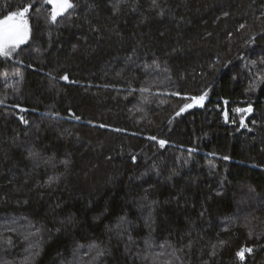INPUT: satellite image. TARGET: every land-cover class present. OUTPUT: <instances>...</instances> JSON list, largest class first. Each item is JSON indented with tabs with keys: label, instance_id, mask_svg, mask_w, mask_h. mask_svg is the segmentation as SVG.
Here are the masks:
<instances>
[{
	"label": "trees",
	"instance_id": "1",
	"mask_svg": "<svg viewBox=\"0 0 264 264\" xmlns=\"http://www.w3.org/2000/svg\"><path fill=\"white\" fill-rule=\"evenodd\" d=\"M71 3L0 0V264H264V0Z\"/></svg>",
	"mask_w": 264,
	"mask_h": 264
},
{
	"label": "snow or ice",
	"instance_id": "2",
	"mask_svg": "<svg viewBox=\"0 0 264 264\" xmlns=\"http://www.w3.org/2000/svg\"><path fill=\"white\" fill-rule=\"evenodd\" d=\"M46 2L53 6L51 10V14L49 16V20L51 22H56L58 16L63 15L64 13L67 12V10L72 9L74 7V5L71 3V0H46ZM31 7L32 5L21 6V9L19 11H12L8 15H5L2 19H0V56H4V57L10 56L11 53L15 51V48L18 47L20 44L24 43L25 40L27 39L28 24L25 17L29 13ZM241 27L244 26L241 25ZM61 79L67 80L68 77L64 76L61 77ZM173 95H178V94L173 93ZM206 96L207 93H204V95L198 97H191L190 99H192L195 104L202 105V102L204 101ZM0 103H2V101H0ZM191 107H193V104H185L184 107H182L180 111L176 113V115H180L182 112L185 111V109ZM234 111L238 113H242L245 111H251V109L237 108ZM225 116L227 117V113H225ZM76 119H79V117H76ZM21 121L25 124L28 123L27 120L23 119V117H21ZM240 123H241V127H246L243 118H241ZM152 139L155 138L153 137ZM159 144L161 147H163L165 141L160 140ZM225 159L228 158L225 157ZM245 251L250 252L251 249H246V250L241 249L239 252H237V256L243 259ZM102 254H103L102 252L97 253V255H102Z\"/></svg>",
	"mask_w": 264,
	"mask_h": 264
},
{
	"label": "rangeland",
	"instance_id": "3",
	"mask_svg": "<svg viewBox=\"0 0 264 264\" xmlns=\"http://www.w3.org/2000/svg\"><path fill=\"white\" fill-rule=\"evenodd\" d=\"M25 19L27 20V18L25 17ZM27 24H28V37H27V39L25 40V42L26 41H28V39H29V36H30V27H29V23H28V20H27ZM25 42L24 43H22V44H20L18 47H20V46H22V45H24L25 44ZM18 47H16V48H18ZM15 48V49H16ZM233 113L234 114H236V115H239V113L238 112H236V111H233ZM248 113H247V111H245L244 112V116H246Z\"/></svg>",
	"mask_w": 264,
	"mask_h": 264
},
{
	"label": "water",
	"instance_id": "4",
	"mask_svg": "<svg viewBox=\"0 0 264 264\" xmlns=\"http://www.w3.org/2000/svg\"><path fill=\"white\" fill-rule=\"evenodd\" d=\"M250 109H251V111H247L248 114L244 117V119H243L244 121L249 119V117H251L253 110H252V108H250Z\"/></svg>",
	"mask_w": 264,
	"mask_h": 264
},
{
	"label": "built area",
	"instance_id": "5",
	"mask_svg": "<svg viewBox=\"0 0 264 264\" xmlns=\"http://www.w3.org/2000/svg\"><path fill=\"white\" fill-rule=\"evenodd\" d=\"M246 252H247V251L244 252V257H243V259H241V258L239 257V260H240L241 263H245V261H246ZM248 253H251V252L248 251Z\"/></svg>",
	"mask_w": 264,
	"mask_h": 264
}]
</instances>
